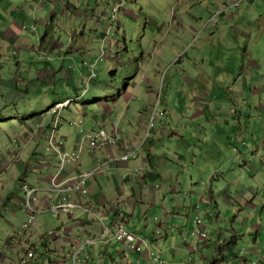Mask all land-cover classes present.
Masks as SVG:
<instances>
[{
  "label": "crops",
  "instance_id": "0c3cea01",
  "mask_svg": "<svg viewBox=\"0 0 264 264\" xmlns=\"http://www.w3.org/2000/svg\"><path fill=\"white\" fill-rule=\"evenodd\" d=\"M252 2L254 3L255 0ZM55 3V6L60 8L57 15H53L49 22L43 19L37 20L40 23H46L49 29L48 31L46 29L40 40L42 45L45 44L49 48L50 56H46L43 68L37 71L33 79L35 85L28 84L20 75L14 84L0 79L2 94L4 92L9 96L8 98L0 96V112L10 105L16 106L21 100H30L33 94L36 96L39 92L44 96L39 103L45 107L39 112L36 104L29 102L25 103L28 115L23 118H20L21 111L18 109L15 112L11 110L9 114L0 118V188L4 180L8 181V174L12 169L11 175L16 181L34 179L37 183L34 184L35 186L41 190L47 189L53 171L56 170L60 161L55 153L41 154L43 146L47 147L48 130L46 129L51 122L49 111L55 103L67 99H73L65 111L67 116L69 114L71 117L83 119V123L81 120L80 124L76 125L75 118H71V122H68L67 118L62 117V123L64 122L62 130L65 129L66 132L64 136L68 140V149L71 148L70 150L76 152L77 145L83 141L84 137L100 127H106L111 135H115V127H117L121 142L128 144L129 147L142 145L148 130L150 109L144 106V110L137 114L132 104L139 99L141 94H147L151 98V105L154 103L155 93L159 90L157 84L164 81L163 72L165 68H168L165 62L168 60L169 51L177 43L164 39L152 46L149 54H146V48H143V55L140 58H131L128 61L125 57L126 52L121 50L118 39L110 38L113 18L112 16L111 20L108 18L109 13L113 12L120 0H95L93 9L88 0H56ZM91 11L92 15H85ZM252 12L256 20L262 19L260 25L256 27L257 38L254 39L259 41L264 37V30H262L264 29V0L260 1L259 10L254 9ZM59 13L62 17L69 14L70 20L59 19ZM124 14L129 16L130 13L125 10ZM84 18L86 20H83ZM197 22L202 23L200 19H197ZM83 23L86 25L79 31V35L70 36L69 43L62 42L63 32H67V29L78 24L82 27ZM184 25L194 33V36H184L178 40L182 39V42L189 45L200 32L193 26L186 23ZM20 32L18 25L13 24L4 31L5 39L16 46L22 40L20 36H17ZM207 33L200 35L201 41L212 39ZM23 36L25 38V35ZM227 39L232 38L225 40ZM250 41H253V38ZM202 47L199 48L198 45L195 47L197 57L191 61H196L198 65L209 66L208 62L202 59L204 54ZM245 56L250 57V54L246 52ZM225 58L226 54L221 57V62H224ZM125 60L127 62L124 63ZM182 61L184 62V57L176 63ZM53 62L57 63V67ZM66 63H69L68 68H66ZM124 64H128L126 70L120 68ZM251 64L258 74L256 84L261 92H264V70L257 69L264 65V61L260 63L254 61ZM92 71L95 76L92 75ZM146 74H149V77H146ZM21 87L24 89L21 90ZM92 88L97 91L96 96H88ZM83 89L87 92L80 97ZM49 91L51 92L48 93ZM242 100V102L245 101L244 98ZM120 111L122 115L118 114ZM128 114H135L136 117L126 121L125 127L121 128V123ZM187 119L193 120L191 117ZM262 120L264 121V118L259 117V121ZM41 125L45 127L44 131L38 129ZM227 125L238 135L237 140L247 144L248 138L241 134L240 128L236 127L238 125L236 119L228 118ZM70 126L80 128L78 137L74 140L68 135ZM7 127L12 132L7 131ZM82 127L85 129L84 133L81 131ZM37 130L39 132L32 141L31 136ZM172 133L176 135V132ZM221 139L226 143L227 140L229 143L232 140L230 136H225L216 141ZM253 140L258 145L255 148L254 146L249 148L252 159H246L247 152L242 151V157L239 159V156L235 155L236 163L230 165V173L224 175L219 173L216 176L213 174L215 170L211 169L213 174L211 185L205 183L202 185L191 183L190 185L189 175L192 168H188L186 163L188 155L175 153L173 168L165 163L160 165L157 156L152 151L156 139L150 137L142 146L139 154L130 161L104 164L99 176L89 182L91 194L84 200L85 210L77 209L62 213L61 218L59 217L62 221L64 220L62 227L82 235L100 233L103 229L100 217L105 223L114 222L113 214L111 212L104 214L101 207L111 199L118 198L126 205L124 221L131 231L147 237L149 231L158 227L157 231L163 230L166 233L164 238L163 236L160 238L153 231L152 243L155 252L161 251L162 257L171 264H193L195 260L190 256L193 251L198 253V264H215L221 259L225 264H239L246 259H255L264 253V133L261 139L258 135H254ZM17 143L26 147L19 164L13 159L14 146ZM218 146H223V142H218ZM110 151L102 149L93 153L87 144L81 160L68 165L63 174L74 175L88 169L102 167ZM113 151L116 155L121 153V150L117 148ZM198 158L199 155L195 154L191 164L197 163ZM229 160L219 163L227 165ZM234 165L235 170L232 169ZM250 166H253V174L251 179H248L246 171ZM143 168L146 169L147 174L142 178L138 176L136 169ZM237 168H241V171H236ZM186 171L189 173L185 177L182 172ZM191 178L193 179V175ZM146 182L147 186H145ZM186 184L190 186L188 192L184 189ZM182 194L183 199L178 208H173L170 205L171 199L174 198L173 201H176L182 198ZM21 197L20 193L11 194L10 199L5 202L8 213H5L3 218L7 225H13V218L19 220L20 217H24L26 220L25 215L17 207ZM198 204H200L199 208ZM157 207L162 208L163 213L156 211ZM222 207L226 211L221 210ZM198 216L203 218L202 227L209 235L208 241L203 239L198 242V238L192 233ZM6 232L11 234L10 230ZM180 237L186 244H179ZM114 243L95 248L92 252L93 260L101 256L103 264H109L107 263L109 258L117 264L112 254ZM119 250V257L124 260L123 248ZM241 250L245 253H241ZM164 251H166L165 254ZM189 259L191 262H188ZM6 260V258L3 259V261ZM143 262L156 264L147 255L143 256ZM88 264H95V261H90ZM260 264H264V259Z\"/></svg>",
  "mask_w": 264,
  "mask_h": 264
},
{
  "label": "rangeland",
  "instance_id": "374dc122",
  "mask_svg": "<svg viewBox=\"0 0 264 264\" xmlns=\"http://www.w3.org/2000/svg\"><path fill=\"white\" fill-rule=\"evenodd\" d=\"M234 1L120 0L118 10L109 13L108 17L111 20V16L115 14L110 38L118 39L120 48L126 52L125 57L128 61L131 58H140L143 55V48H146L145 52L149 54L150 48L164 39L177 42L169 51L167 57L169 61L165 62L168 68H165L163 72L164 81L157 84L159 90L155 93L154 103L151 105V98L147 94H141L132 105H134L137 114L144 110V106L150 109L148 130L143 143L150 137L156 139L152 151L157 156L160 165L165 163L173 168L176 159L175 153L188 155V162L186 161V163L188 168H192L189 175L190 185H192L191 183L211 185L213 174L217 176L219 173L221 175L230 173V165L236 163L234 161L236 160L235 155L239 156V159L242 157V151L247 152L246 159H252L249 148L253 146L255 148L258 145L254 142L253 136L258 135L261 139L264 133V121H259V117L264 118V92H261L260 87L256 84L258 74L251 64L254 61L258 63L264 61V37L259 41L254 40L257 38L258 30L256 27L260 25L262 19L256 20L252 12L254 9L259 10L261 0H255L254 3L250 0H243L238 7L234 5ZM55 2L56 0H0L1 80L14 84L20 75L28 84L35 85L33 79L37 71L43 68L46 56H50L49 48L45 44L42 45L40 40L46 29L47 31L49 29L46 23L43 24L37 20L43 19L45 22H49L53 15H57L60 8L55 6ZM88 3L93 9L95 0H88ZM225 5H228L229 8L225 12H221ZM125 10L130 13L129 16L124 14ZM92 14L91 11L85 15ZM59 19L69 21L70 16L68 14L66 17H62L59 13ZM197 19H200L202 23H198ZM184 23L195 27L200 32L189 45L182 42V39L178 40L180 37L194 36V33L186 28ZM13 24H17L21 30L17 36H20L22 40L16 46L12 45L4 36V31ZM85 25L86 23H83L81 27V24H78L67 29V32L62 33V42L69 43L70 36L79 35V31ZM206 32L212 39L201 41L200 35ZM226 38L232 39L225 40ZM251 38L253 41H250ZM200 42L201 44H199ZM197 45L199 48L203 46L202 59L208 62L209 66L198 65L196 61H191L197 57V49L195 48ZM186 52L188 53L185 54ZM246 52L250 54V57L245 56ZM224 54H226L225 61L221 62L220 59ZM181 57H184V62L176 63ZM53 64L57 67L56 62ZM127 65L124 64L120 68L126 70ZM68 66L69 63H66V68ZM257 69L264 70V65L257 67ZM146 77H149V74H146ZM121 82L124 81L121 80ZM20 89L23 90L24 88L21 87ZM86 92L87 90H85ZM97 94V91L92 88L88 96H96ZM80 95V97L83 96L82 92ZM0 96L9 97L4 92L2 94L1 88ZM43 97V94L39 92L36 96L33 94L30 100H21L16 106L10 105L0 112V118L9 114L11 110L15 112L16 109L21 111L20 118H23L28 115L25 103L29 102L35 103L37 111L40 112V109L45 108L43 104L39 103ZM242 98H244V102H242ZM66 109L67 107L63 109L62 117L67 118L68 122H71V118L76 119V125L80 124L81 120L83 121L81 117H71L69 114L67 116ZM118 114L122 115V111ZM135 117V114H128L122 123L121 121L117 122L121 123V128H124L126 121ZM187 117H191L193 120H188ZM228 118L230 120L236 119V124H238L236 127L240 128L241 134L248 138L247 144L237 140L238 135L227 125ZM152 122L154 123L153 126H151ZM63 123H60L61 130H59V135L62 136L66 135L65 129L62 130ZM41 127L42 125L38 128ZM68 129H70L68 135L73 140L76 139L80 128L70 126ZM7 131L12 132L9 127H7ZM172 132H176V135H173ZM225 136L231 137V143L227 139H225L227 143L223 139L216 141L219 138H225ZM31 140L34 141L33 138ZM6 141H8V137H6ZM12 141L14 142V140ZM218 142H223V146L219 147ZM20 147L22 149L17 148V145L14 146L13 156L19 154V158L22 160V152L26 147L23 145ZM41 154H49L45 146L41 149ZM195 154L199 155L198 162L191 164ZM227 159H230L227 165L219 163H224ZM57 165L60 167V161ZM211 169L215 170L213 174ZM232 169H236L235 165ZM252 169L253 166H250L246 171L248 179H251ZM11 170L8 174V181L4 180L3 185H1L2 188H0V252L7 253L9 256L6 261H3V254L0 253V264H18V251L21 245L16 242L8 249L6 245L11 236L18 234L20 229L22 231V225L25 222L24 217H20L19 220L13 218V225H7L3 218V215L8 213L5 202L10 199V195L20 193L23 196L22 181L19 179L16 181L11 175ZM239 170L241 171V168H237L236 171ZM188 173V171L182 172L185 177ZM209 173L211 174L210 177ZM191 175H193V179ZM28 182L33 185L37 184L34 179ZM184 189L188 192L190 186L186 184ZM47 196H49L47 190L40 191L39 197L41 199H45ZM173 199H171L170 205L173 208H178L183 199V194L182 198L180 197L176 201ZM221 210L226 211L224 207ZM156 211L163 213L160 207H157ZM21 212L26 218V213L22 210ZM60 218L53 212L40 214L38 225L34 230L33 241L38 240L41 235L62 228L64 220L62 221ZM8 230H10V235L6 232ZM157 230L158 227L153 231L156 232ZM153 231H149L147 236L151 241ZM180 240V245L186 244L182 237ZM122 248L123 245L118 242L112 245L113 258L118 262L117 264H128L127 260H122L119 257L118 250ZM165 253L166 251H164ZM189 261L191 262L190 259ZM107 263L115 264L110 258ZM239 264L244 263L240 262Z\"/></svg>",
  "mask_w": 264,
  "mask_h": 264
},
{
  "label": "built area",
  "instance_id": "2783aa9c",
  "mask_svg": "<svg viewBox=\"0 0 264 264\" xmlns=\"http://www.w3.org/2000/svg\"><path fill=\"white\" fill-rule=\"evenodd\" d=\"M242 1L235 0L234 5L238 7ZM228 8L229 6L225 5L221 12H225ZM92 73L95 76L93 71ZM85 90H82V94L85 93ZM70 103V99L60 102L55 104V107L49 111L51 122L48 129H46L48 130L46 149L48 152L57 154L60 158V167H57L52 174L49 186L46 189L49 192V196L41 199L39 197L41 189L28 181L22 182L23 196L18 201L17 207L20 211L22 210L26 213V220L22 225V231L20 229L18 234L8 240L6 248L8 249L16 242L21 245L20 250L16 248L19 250L18 264H88L90 261H95V264H103L101 256H97L93 260L92 252L94 249L101 245L118 242L123 245L122 255L128 264H146L143 262V256L145 255L152 261H155L156 264H171L162 257L161 253L155 252L152 241L148 237L133 232L128 228L124 221L126 217V205L118 198L111 199L106 205L101 207L104 214L109 212L113 214L114 222L112 224L105 223L100 217V220L103 222V229L100 233L95 235H82L62 227L41 235L38 240L33 241L34 230L38 225L40 214L53 212L57 217H60L66 211L77 209L85 210L84 200L91 194L89 182L99 176L104 164L130 161L139 154L142 146L146 144L145 142L140 146L129 147L128 144L126 145L121 142L117 127H115V135H111L106 127H100L84 137L83 141L77 145L76 152L68 149V140L66 137L59 135V130L61 129L62 111ZM153 124L152 122L151 126ZM38 129L44 131L45 127L42 125ZM84 130V127H82V133H84ZM38 132V130L35 133L33 132L31 137L35 139V135ZM87 144L93 153L102 149L111 150L104 160L102 167L82 171L74 175H64L63 172L68 164L81 160L85 153V145ZM16 145L17 148L22 149L18 143ZM114 148L120 149L121 153L119 155L113 153ZM13 158L15 163L19 164L21 162L19 154H15ZM136 172L142 178L147 174L145 168L136 169ZM126 175L130 176L129 174ZM147 185L146 182L145 186ZM199 206L200 204L197 205L198 208ZM89 211L91 212V209ZM202 223L203 218L198 216L196 218V227L192 231L193 235L198 238V242L203 239L208 241L209 239V235L202 227ZM163 233V230L156 231V236L161 238ZM0 253L3 254L2 259L9 258L7 253ZM241 253H245V251L241 250ZM191 258L195 260L193 264H198L197 251L191 252ZM263 259L264 253L255 259H246L243 263L260 264ZM215 264H225V262L221 259L216 261Z\"/></svg>",
  "mask_w": 264,
  "mask_h": 264
},
{
  "label": "clouds",
  "instance_id": "9594fccd",
  "mask_svg": "<svg viewBox=\"0 0 264 264\" xmlns=\"http://www.w3.org/2000/svg\"><path fill=\"white\" fill-rule=\"evenodd\" d=\"M118 5H120V3H118L117 6H116V8H115V9H117V10H118V8H117ZM115 9L113 10V12L115 11ZM117 10H116V11H117ZM113 12H112V13H113ZM113 15H114V16H113ZM113 15H112V18L114 19V18H115V14H113ZM67 100H69V99H67ZM70 100H71V103H72L73 100H72V99H70ZM65 101H66V100H65ZM63 102H64V101H63ZM71 103H70V104H71ZM69 106H70V105H69ZM69 106H68L67 108H69Z\"/></svg>",
  "mask_w": 264,
  "mask_h": 264
}]
</instances>
